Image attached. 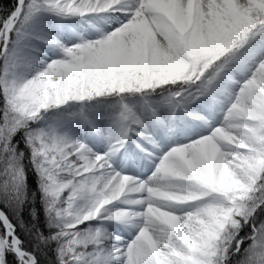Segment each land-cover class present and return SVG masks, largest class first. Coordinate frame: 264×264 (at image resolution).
<instances>
[{
    "label": "snow or ice",
    "instance_id": "obj_1",
    "mask_svg": "<svg viewBox=\"0 0 264 264\" xmlns=\"http://www.w3.org/2000/svg\"><path fill=\"white\" fill-rule=\"evenodd\" d=\"M0 264H264V0H0Z\"/></svg>",
    "mask_w": 264,
    "mask_h": 264
}]
</instances>
